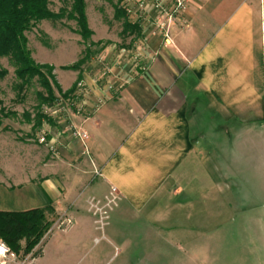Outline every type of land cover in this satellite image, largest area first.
<instances>
[{
    "label": "crops",
    "instance_id": "1",
    "mask_svg": "<svg viewBox=\"0 0 264 264\" xmlns=\"http://www.w3.org/2000/svg\"><path fill=\"white\" fill-rule=\"evenodd\" d=\"M146 37V58L125 64L111 94L82 73L93 96L88 113L74 114L72 124L89 134L86 143L64 134L68 123L58 115L39 127L54 150L39 143L26 144L29 150L0 130V210L53 206V229L72 238L71 246L56 245L64 261L94 242L99 223L90 202L105 203L113 188L114 221L150 220L145 236L171 231V262L193 264L196 255L175 238L203 252L202 229L206 222L221 227L223 200L240 190L254 199L264 183V151L256 170L252 142L257 133L264 141V0H188L168 38L153 30ZM206 116L208 134L193 132ZM194 221L199 225L191 227Z\"/></svg>",
    "mask_w": 264,
    "mask_h": 264
},
{
    "label": "rangeland",
    "instance_id": "2",
    "mask_svg": "<svg viewBox=\"0 0 264 264\" xmlns=\"http://www.w3.org/2000/svg\"><path fill=\"white\" fill-rule=\"evenodd\" d=\"M155 3L154 1L146 6L144 5L142 11V7L139 6L136 0H86L89 26L94 32L88 43H84V40L77 33V23L68 20V18L56 22L42 21L37 27L27 32L28 45L35 62L38 65H47L54 69L52 72L54 81L52 80V82H57L59 86V89L54 88L55 96L58 98L57 101L60 102V107L56 109H62L59 114L49 118H56L57 115L61 118L63 116L65 122L68 123L66 127H63L64 134L71 132L73 136V129L76 126L72 124V116L88 113V105L92 100V87L88 83L89 80L87 82L86 76H82V73L94 80L96 85L104 86L111 94L115 79L124 73L121 74L120 71L123 70L125 64L136 65L146 58L145 56L148 54L146 36L150 31L153 30L162 38H167L165 33L168 31L169 36V28L164 27L161 29L156 25L158 20L160 23L163 22L168 25V20L164 12L157 11ZM118 6L125 11L128 9L129 12L126 11L128 21L139 22L144 30V36L124 37L122 35L124 20L115 18V7ZM50 8L54 12H59L62 8H69V5L60 0H51ZM91 43L93 44L91 48L94 49L95 53L91 61L81 67L83 72L67 68L84 57L86 46H90ZM1 62L9 70V75L0 80V100L3 101L4 106L9 111L15 112L17 115L5 119L0 126V130L8 129L11 133L5 134L10 135L16 141V144L23 142V146L29 150L33 148L26 144L45 145L40 143L39 138L46 132L35 128L37 105L39 104L38 92L43 91L42 86L37 80H34L32 85L25 90L23 97L18 96V90L14 88L18 82L14 67L6 58L2 59ZM79 77H81V80L77 83V91L73 94L74 98H72V95L67 99L62 97V93L70 90L79 80ZM82 81L84 82L83 91L88 94V98L84 109L77 113L76 110L70 107V104L72 102L79 103V105L83 104L82 98L76 99V96L80 94L78 84ZM56 109L54 110L57 111ZM197 119L193 118V122L196 121L195 124L193 123V132L196 133L197 130L203 128L205 131L202 132L208 134L212 119L207 116L205 119L201 118L200 122H197ZM222 128L223 132L231 129L227 125H222ZM258 135L259 133L255 136L254 141L252 140L255 146L254 165L256 170L261 167V157L264 151L263 137ZM243 147L239 149L240 162L242 161L240 166L245 164L246 155L244 150H246V146ZM242 157H244L243 160ZM2 159H0V165L6 167ZM262 173L264 174V171ZM234 191L237 192L238 190L234 189ZM255 192L254 199L247 197L251 195L247 190H240L237 192L238 197L235 199L231 196L223 200L222 205L218 206L224 217L222 221L217 222L221 227L215 230L214 227L211 228L213 222H206V227L202 229L205 234L197 245L205 249L203 252H195L200 248H195V245L187 246L186 240L184 241L182 237L175 238V241L183 246L182 248L188 247V251L196 255L193 264H264L263 182L255 188ZM110 197L108 196L109 199L105 200V203L110 200ZM118 201L116 198L114 202L110 203L109 208L106 205L103 206V204L98 206L102 208V211L108 210L107 217L103 218L104 225L101 226L100 218L96 216L99 227L93 236L94 242H89L85 247L74 251V253L70 252V257L74 256V259L64 261L62 254L56 253L57 243L71 246L72 238L71 236H63L61 231L53 229L57 219V214L53 213L47 214L48 220L52 223L47 238L45 237L40 245L35 248V251L40 250L46 239L43 254L33 259H31V255L21 258L10 251L6 252L5 249V253L0 254V264H182L171 262V231L166 232L163 238L145 236L143 230H149V227L153 225L150 220L144 222L140 219L124 222L114 221L113 214L119 204ZM95 211H97V207L92 208V213ZM248 214L253 215L254 220L248 221L245 218ZM236 217H239L238 221H231L232 218L235 219ZM108 223L112 225L114 233L109 229ZM157 223V226L159 224L161 226L168 225V222ZM190 225L195 227L199 225V222L194 221ZM198 231L199 229L194 230L193 234L199 233ZM217 232L220 237L215 236L214 233ZM124 233L126 235L122 237ZM190 238L185 239L190 240ZM192 238L197 241L200 239L198 236ZM0 243H3V241L0 240Z\"/></svg>",
    "mask_w": 264,
    "mask_h": 264
},
{
    "label": "trees",
    "instance_id": "3",
    "mask_svg": "<svg viewBox=\"0 0 264 264\" xmlns=\"http://www.w3.org/2000/svg\"><path fill=\"white\" fill-rule=\"evenodd\" d=\"M69 5V8H62L54 12L50 8L51 0H0V80L9 75V70L1 62L6 58L14 67V73L18 82L14 88L18 90V96L23 97L27 87L37 80L43 88L38 92L39 104L35 119V128L39 129L43 120H51L43 113V106H52L58 99L55 96V88L59 89L54 81L53 68L51 66L38 65L29 48L27 32L37 27L42 21H60L64 18L77 23V33L88 43L94 32L90 29L87 15L86 0H60ZM115 18L123 21L122 35L143 36L140 24H132L126 17V11L115 7ZM99 45V44H98ZM86 46L84 57L77 63L67 68L83 72L82 66L90 62L94 49ZM97 46V45H96ZM95 46V47H96ZM62 93V97L69 98L77 91V83ZM55 87V88H54ZM74 98V96L72 97ZM15 112L9 111L2 100H0V126L5 119L16 117ZM29 118V115L27 114ZM55 213L53 206L35 208L26 211H1L0 210V240L9 248L12 254L31 259L39 257L42 249L35 251L43 239L49 234L52 223L48 220L47 214Z\"/></svg>",
    "mask_w": 264,
    "mask_h": 264
},
{
    "label": "built area",
    "instance_id": "4",
    "mask_svg": "<svg viewBox=\"0 0 264 264\" xmlns=\"http://www.w3.org/2000/svg\"><path fill=\"white\" fill-rule=\"evenodd\" d=\"M136 1L139 4V6L142 7L141 8L142 11H143L144 5L146 6L147 4H150V3L154 2V1L156 2L155 3V8L157 9V11L164 12L166 14L167 20H168V25H166L163 22L160 23L159 20H158L156 25L158 27H160L161 29H163L164 27L169 28L170 25L176 20V17L178 16V14H180L184 10V8L186 6V3L188 2V0H136ZM126 11H128V9H126ZM131 23L132 24H136V23L140 24L139 22H131ZM140 26H141V24H140ZM167 33H168V31L165 33L167 35V38H168V34ZM78 86H79L78 88H79V93L80 94L78 96H76V99L77 98L78 99L82 98L83 104L79 105V103L76 104L74 102H72V103L70 102L71 103L70 107L72 109L76 110L77 113H80L84 109V105H86V103H87L86 100L88 98V94L84 93V91H83L84 90V82L83 81L80 82L78 84ZM56 101H55L54 105H52V106H43V113L45 115L46 114L50 115V116L47 115L48 117H51V116H53L55 114H59V112H61L62 108L56 109V108L60 107V102L59 101L56 102ZM101 103H102V101L99 100L98 104L100 105ZM54 109H56L57 111H55ZM49 112H51V114H49ZM73 136L80 138L84 143H86L87 140L89 139V134L86 131L82 130L81 128H74L73 129ZM39 141L42 144L48 145L52 150L55 149L54 146H50V142L48 141L47 134H45V133L42 134L40 136V138H39ZM109 196H111V197H110V200L107 203H104V202L102 203L99 200L98 201L91 200V202H90V211H92L93 207H97V211L93 212V215L95 217L97 216V217L100 218L101 226L104 225L103 222H104L105 217H107V215H108V212H107L108 210L107 211H102V208H99L98 206L100 204H103V206L106 205V206H108V208L110 207V203L114 202V200L117 198L116 189L115 188L112 189V191H111ZM107 199H109V198L106 197V200ZM0 244L3 247L6 248V252L9 251V248L4 243H0Z\"/></svg>",
    "mask_w": 264,
    "mask_h": 264
},
{
    "label": "bare ground",
    "instance_id": "5",
    "mask_svg": "<svg viewBox=\"0 0 264 264\" xmlns=\"http://www.w3.org/2000/svg\"><path fill=\"white\" fill-rule=\"evenodd\" d=\"M5 247H3L1 244H0V254L2 253V252H4L5 251ZM5 253V252H4Z\"/></svg>",
    "mask_w": 264,
    "mask_h": 264
}]
</instances>
